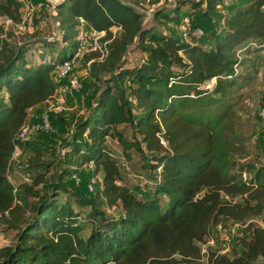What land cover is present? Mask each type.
I'll use <instances>...</instances> for the list:
<instances>
[{"label": "trees", "instance_id": "obj_1", "mask_svg": "<svg viewBox=\"0 0 264 264\" xmlns=\"http://www.w3.org/2000/svg\"><path fill=\"white\" fill-rule=\"evenodd\" d=\"M136 3L57 1L64 45L54 58L40 54L35 61L31 54L30 59V44L11 43L0 28V221L16 230V242L0 247V264H191L200 257L209 264H264L259 263L264 259V169L235 159L236 111L230 101L242 82V55L264 47V0H177L155 13L164 22H178L188 8L191 30L199 28L201 39L191 30L178 39L144 27L145 14ZM221 6L226 11L219 15ZM21 7L17 0H0V16L19 22ZM81 21L103 33L97 49L82 53L84 62L93 74L110 77L89 114L60 144L58 177H72L93 164V172L102 174L97 197L121 210L112 217L91 208L83 221L81 207L88 201L67 191L64 182L31 202L43 173L32 183L13 184L8 178L15 151L23 147L19 133L29 110L54 96L53 75L75 57ZM132 45L142 60L126 66ZM47 46L51 50L53 44ZM123 125L137 138L128 139ZM109 137L127 159L131 150L150 154L141 165L148 186L141 196L118 182ZM61 192L68 195L63 201ZM260 216L261 224H253ZM225 221L244 226L248 235L236 237L241 248L233 256L212 249V230Z\"/></svg>", "mask_w": 264, "mask_h": 264}, {"label": "rangeland", "instance_id": "obj_2", "mask_svg": "<svg viewBox=\"0 0 264 264\" xmlns=\"http://www.w3.org/2000/svg\"><path fill=\"white\" fill-rule=\"evenodd\" d=\"M57 1L59 0H31L30 5L22 6L19 22L25 23V30L19 31L16 25L5 26L0 16L1 34L11 43L24 42L30 44L28 56L30 58L32 54L35 61L40 54H43V57L52 56L54 58L64 45L60 41L62 30L55 10ZM123 1L132 4L137 1L136 8L145 14L144 27H155L156 30L178 39L183 36L179 23L181 19L186 18L188 8H183L178 22H164L162 18H156L155 15L162 9L167 10L173 7L177 0ZM224 1L232 3L233 0ZM224 8L225 6L219 7L217 13L223 14L226 11ZM219 19L221 18L219 17ZM222 26L223 22L220 20L218 27L222 28ZM79 30L80 43L87 47L85 52H88V49H91L90 47L102 34L94 33L83 22H81ZM113 31L116 29L113 28ZM196 37L201 39L202 34ZM49 43L53 44L51 50L49 46L46 47V44ZM83 54L74 57L69 73L55 81L58 88L54 96L49 101L38 104L29 110L26 125L30 128L37 126V129L28 134L23 141L20 152L14 154L13 169L8 176L13 184L32 183L34 176L43 173L44 181L36 187L34 196L30 198L31 202H36L40 195L49 193L56 182H64L67 191L74 194L78 193L88 201V204L81 207L85 212L81 213L80 221H83L85 213L91 208L112 217L121 214L119 207L108 206L102 198L97 197L96 191L101 187L102 174L93 172V164H85L72 177L64 179L58 177L62 167L63 153L60 144L70 137L76 121L89 114L98 93L110 77L106 73L93 74L90 71L89 62H84ZM124 59L123 64L126 66L138 65L142 60V54L135 45H132L127 50ZM238 72L243 75L242 82L237 88L236 97L230 99L236 111L232 121V130L236 136L235 159L239 163L253 164L254 170L264 169V123L258 115L259 108L264 102V47L259 48L253 54L242 55V63L238 67ZM53 76L55 79V75ZM123 126L125 127V136L128 139L137 138L131 127ZM106 143L110 151L114 152V159L117 160L120 169L121 177L118 182L127 185L137 195L141 196L143 191L148 189V186L145 185L146 180L143 178L147 170L141 165L144 160L149 158L150 154L146 152L142 155L131 150L130 159H127L121 153L119 143L110 137L107 138ZM67 197L65 192H61L58 200L63 201ZM236 200H240V197H236L234 201ZM161 202L163 203L164 200L161 199ZM262 218L261 216L254 218L253 224H261ZM223 223L227 224L224 225ZM243 227L238 224L232 225L230 221L222 222V224L214 227L212 237L215 239V246L212 249L220 253L222 248L221 253L228 254V256L236 254L241 248V240L236 237H241L242 233H244V237L248 236L242 229ZM88 231L89 228L87 233ZM15 234V229H10L5 222L0 221V247L13 245L16 242ZM259 263H264V259L259 258ZM191 264L209 263L205 257H200V259L192 261Z\"/></svg>", "mask_w": 264, "mask_h": 264}, {"label": "built area", "instance_id": "obj_3", "mask_svg": "<svg viewBox=\"0 0 264 264\" xmlns=\"http://www.w3.org/2000/svg\"><path fill=\"white\" fill-rule=\"evenodd\" d=\"M17 1L20 2L22 6H25V7H27L28 5H30L32 3L31 0H17ZM1 19H3L5 26L16 25L19 31L26 29V25L23 21L16 24V23H13V21L9 18L1 17ZM180 30L182 32L183 37L186 38L187 32L191 30L190 21L187 17L182 19V22L180 25ZM91 31H93V30H91ZM93 32L96 34H99V35L100 34L103 35V33H98L96 31H93ZM191 32L195 36H200L202 34V31L199 28L193 29V30H191ZM98 47H99V45H98L97 39H96L94 44L90 47L91 49H88V50H95ZM86 48L87 47L85 45H83L82 43H79V45L76 49L75 57H77L78 55L87 51ZM71 64H72V60L64 62L63 64L59 65L56 72H55V79L54 80L57 81L58 79L65 77L71 69ZM213 82H214V79H211L209 81V83L205 85V88H209ZM258 115L261 118L262 122L264 123V102L262 103L261 107L259 108ZM36 129H37V126H33L30 128L28 125L25 124L21 128V131L19 133L20 140L24 141L26 139V137L28 136V134H30L32 131H35ZM16 152H18V150H16L15 153ZM208 244H212V240H210L208 242ZM205 252H206V249H205V247H203L201 253H205Z\"/></svg>", "mask_w": 264, "mask_h": 264}]
</instances>
